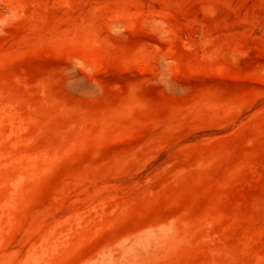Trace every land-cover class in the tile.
<instances>
[{
  "label": "rangeland",
  "instance_id": "obj_1",
  "mask_svg": "<svg viewBox=\"0 0 264 264\" xmlns=\"http://www.w3.org/2000/svg\"><path fill=\"white\" fill-rule=\"evenodd\" d=\"M0 264H264V0H0Z\"/></svg>",
  "mask_w": 264,
  "mask_h": 264
}]
</instances>
